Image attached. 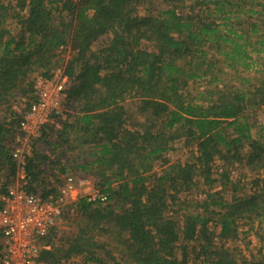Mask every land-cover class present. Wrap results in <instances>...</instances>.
<instances>
[{"label":"trees","instance_id":"obj_1","mask_svg":"<svg viewBox=\"0 0 264 264\" xmlns=\"http://www.w3.org/2000/svg\"><path fill=\"white\" fill-rule=\"evenodd\" d=\"M15 1L12 11L0 3V106L9 110L10 99L27 96L36 76L62 69L70 79L67 104L78 111L75 121L58 132H79L94 159L59 171H91L102 194L96 200L77 199L79 233L64 255L55 247L43 249L38 264H74L67 260L79 254L84 264H121L123 256L129 264H187L191 256L204 264H259L215 245L208 222L217 215L222 238L235 236L239 220L264 222V176L253 179L259 189L242 197L233 192L229 201L220 190L205 192L195 211L182 218L170 214L169 202L194 185L195 176L211 187L217 180L212 177L215 158L264 168V140L251 139L244 115L264 104V78L256 85L241 75L264 56V0H196L197 12L191 5L187 12L172 7L146 15L136 9L148 0ZM10 18L14 32L6 27ZM66 48L72 56L58 57ZM230 71L238 84L226 78ZM127 98L147 114L131 128ZM11 113L0 118L1 190L16 171L6 139L21 113ZM176 138L193 144V161L170 162L164 155ZM58 139L67 142L61 135ZM244 141L250 147L246 154L241 153ZM46 160L34 150L27 164L28 189L44 197L56 190H46L54 165L51 160L44 168ZM155 163L160 172L153 170ZM220 175L222 190L229 179L224 171ZM92 231L109 232L122 248L121 259ZM54 236L55 227L45 242L54 246Z\"/></svg>","mask_w":264,"mask_h":264},{"label":"rangeland","instance_id":"obj_2","mask_svg":"<svg viewBox=\"0 0 264 264\" xmlns=\"http://www.w3.org/2000/svg\"><path fill=\"white\" fill-rule=\"evenodd\" d=\"M196 0H148V4L141 5L136 9V13L138 15H146L147 13H156L161 9H167L176 7V10L180 11H188V7L194 5ZM0 3L6 4L10 11L13 8V4L15 5V0H0ZM9 11V12H10ZM194 11H198V6L194 5ZM13 20L10 18L7 21L6 27H13ZM143 45H147L144 42ZM97 47V44L92 46L93 49ZM72 56V52L70 49L66 48L59 51L58 57H64V59H68ZM38 75L34 73L32 76ZM241 75L249 78V83L259 85L260 79L264 78V56H259L256 58V64L253 66L251 70L243 72ZM234 74L230 71L227 79L230 78L231 84H238V80H236ZM35 80V78H34ZM33 80V83H34ZM203 85V84H202ZM200 85V86H202ZM198 87L197 89L202 90L203 87ZM33 88V86H32ZM32 91V89H31ZM31 91L28 92L27 96L30 97ZM28 102H24L22 100V96L17 94L16 96L10 99L9 105L10 113L11 111H15L18 115L25 111ZM264 104L257 105L255 107L248 108L244 111V115L246 116V120L250 123V133L254 136V139H258L259 141L264 140ZM125 107L127 108L129 115L128 118V127H134L136 123H143L146 119V113L139 112L137 110V105L135 103V99L127 98L125 101ZM3 108V109H2ZM6 106H0V118L9 114V110L5 109ZM66 109L68 110L65 118L57 117L52 124L46 125V133H49L48 137L40 138L34 149L37 150L40 154L46 156L47 160L45 161L44 168L49 165L51 160L54 162L50 166L48 172L51 173L52 169H59L62 165H78L86 162H90L94 159L90 155V152L93 148H91L90 144L84 143L81 137V134L76 131H70L67 136L60 134L61 129L63 128L64 123L72 124L75 121V117L77 115L78 109L72 107L71 105H66ZM12 114V113H11ZM147 123V122H146ZM145 124V123H144ZM49 128V130H48ZM61 135L62 139H66V143L60 144L59 136ZM243 147L241 149V153L246 154L249 150V141L243 142ZM58 145L56 148L53 146ZM194 146L193 144H185L184 138H176L169 142V149L164 153V155L169 159L170 162L179 161L181 163L191 162L193 161L194 156ZM62 152V153H61ZM58 161V162H57ZM57 162V163H56ZM68 167V166H67ZM161 166L158 163L154 164L153 170L156 172H160ZM71 172L74 174L76 181L87 180L88 174L90 175L88 178V186L87 194L93 193L95 191H99V188L96 185V177L91 173V171H82L80 168H70ZM225 172L228 176V181L226 182L225 188L221 190L222 183H224V179L222 178L220 173ZM264 176V168L259 170H251L246 164L240 163L239 161H231L224 162L219 158H215L213 161L212 168V177L217 179L213 183H211V187L202 182V178L195 176V184L191 185L190 188L184 191H179L177 193V200L172 203L169 202V210L170 214L175 217L182 218V215L187 212L195 211V202L200 201L204 198L205 192L207 191H216L220 190V195L226 200L229 201L232 199L233 192L237 197H242L247 195L255 190L259 189V186L254 185L253 179L262 178ZM15 182V178L12 177L9 180L7 186L11 183ZM61 182H57L55 184V193H57V187L60 186ZM235 184L236 190H232V186ZM80 188V185L78 186ZM54 193V194H55ZM85 192L81 191L80 195H85ZM173 193V191H172ZM63 214L60 218L57 219L55 225V236H54V246L49 243L48 248H41L39 253V258L37 263L39 262L41 251L43 249H58V255H64L65 251L69 248L70 240L74 238L76 234L79 233V229L82 227V218L75 210L74 205L64 204L63 206ZM212 219L208 222L209 230L213 232V242L215 245H223L226 247L237 259L244 260L246 259L249 263H259L264 264V222L261 224H257V219L253 220H239L237 222L236 234L230 238H222L219 236V226L216 224L217 215H212ZM106 226V225H105ZM111 229V228H110ZM90 234L97 239L98 243H102L105 245V249L112 253L117 259H121L122 248L115 241V239L111 238L109 232H97L92 231ZM193 242H190L192 245ZM98 252L104 255L103 249H97ZM124 259H121V264H129V261L123 256ZM192 257V256H191ZM189 259L187 264H204L200 260ZM70 263L74 264H84L83 254L74 255L68 258L67 260ZM106 262H109L110 259L106 257Z\"/></svg>","mask_w":264,"mask_h":264},{"label":"built area","instance_id":"obj_3","mask_svg":"<svg viewBox=\"0 0 264 264\" xmlns=\"http://www.w3.org/2000/svg\"><path fill=\"white\" fill-rule=\"evenodd\" d=\"M69 86V77L58 68L49 77L36 76L30 97H22L28 105L6 139L16 171L15 182L0 189V264H36L41 248H48L45 237L63 214L64 204L74 205L78 199L72 192L80 182L70 168L52 169L47 176L46 190L61 182L57 193L44 197L41 191L28 189V158L46 125L65 118ZM87 196L96 200L102 194L95 191Z\"/></svg>","mask_w":264,"mask_h":264},{"label":"crops","instance_id":"obj_4","mask_svg":"<svg viewBox=\"0 0 264 264\" xmlns=\"http://www.w3.org/2000/svg\"><path fill=\"white\" fill-rule=\"evenodd\" d=\"M261 107H263V109H264V106H261ZM263 124H264V122H263ZM250 135H251V139H254V136L252 135V133H250ZM86 171L88 172V170H86ZM89 176L90 175L88 174V176L86 178L87 180L89 179L88 178ZM87 180H82V181L79 180V182H80V184H79L80 185V188H78L76 191H73L72 192L73 197H75V198L78 197L79 198V194H80L81 191L85 192L84 193L85 195L88 193L87 190L89 189V186H88V183H87L88 181ZM80 196H82V195H80Z\"/></svg>","mask_w":264,"mask_h":264}]
</instances>
